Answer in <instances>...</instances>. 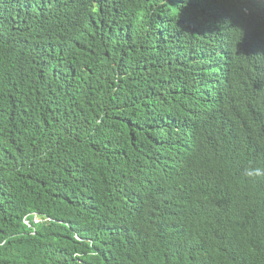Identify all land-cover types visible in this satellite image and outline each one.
<instances>
[{
  "label": "trees",
  "instance_id": "obj_1",
  "mask_svg": "<svg viewBox=\"0 0 264 264\" xmlns=\"http://www.w3.org/2000/svg\"><path fill=\"white\" fill-rule=\"evenodd\" d=\"M250 166L264 0H0V264H264Z\"/></svg>",
  "mask_w": 264,
  "mask_h": 264
},
{
  "label": "clouds",
  "instance_id": "obj_2",
  "mask_svg": "<svg viewBox=\"0 0 264 264\" xmlns=\"http://www.w3.org/2000/svg\"><path fill=\"white\" fill-rule=\"evenodd\" d=\"M245 175L250 180H256L257 178H264V168L250 166L245 169Z\"/></svg>",
  "mask_w": 264,
  "mask_h": 264
},
{
  "label": "built area",
  "instance_id": "obj_3",
  "mask_svg": "<svg viewBox=\"0 0 264 264\" xmlns=\"http://www.w3.org/2000/svg\"><path fill=\"white\" fill-rule=\"evenodd\" d=\"M38 219H39V218H37V217L35 218V223H36V224H38V223L41 222V221H39ZM28 225H29V223H28ZM29 226H30V225H29Z\"/></svg>",
  "mask_w": 264,
  "mask_h": 264
},
{
  "label": "rangeland",
  "instance_id": "obj_4",
  "mask_svg": "<svg viewBox=\"0 0 264 264\" xmlns=\"http://www.w3.org/2000/svg\"><path fill=\"white\" fill-rule=\"evenodd\" d=\"M40 221V219H38ZM26 223L28 224L29 222L26 221Z\"/></svg>",
  "mask_w": 264,
  "mask_h": 264
}]
</instances>
